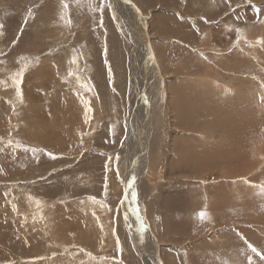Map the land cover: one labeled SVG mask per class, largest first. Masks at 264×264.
Segmentation results:
<instances>
[{"label": "rangeland", "instance_id": "rangeland-1", "mask_svg": "<svg viewBox=\"0 0 264 264\" xmlns=\"http://www.w3.org/2000/svg\"><path fill=\"white\" fill-rule=\"evenodd\" d=\"M104 2L0 0V264H264V0Z\"/></svg>", "mask_w": 264, "mask_h": 264}, {"label": "snow or ice", "instance_id": "snow-or-ice-1", "mask_svg": "<svg viewBox=\"0 0 264 264\" xmlns=\"http://www.w3.org/2000/svg\"><path fill=\"white\" fill-rule=\"evenodd\" d=\"M76 4L79 5V2L80 0H75ZM130 2V0H129ZM61 4H62V7L64 10H67L69 8V4L67 3V0H61ZM107 6L108 8L111 7V5H105V2L104 0H100V5H99V8H96L94 7L91 3H89L88 7L94 11L96 10H99V11H103L104 7ZM137 12H139V9H136ZM259 11V10H258ZM61 18L63 19L64 16L62 14ZM201 19H204L203 17H201ZM68 24H71V19L69 18L67 21H66ZM237 33H238V36L237 38L239 39V30H237ZM257 43H264V41H261V40H258ZM104 54H105V57H107V48H105L104 50ZM201 55L203 56V53H201ZM206 58V57H205ZM38 59V58H37ZM21 60H25V63L23 64V67L20 68L19 71H16L14 73H12L11 75V80H12V83L15 87V91H16V96L18 99H20L22 101V92H21V89H20V84L22 82V78H23V74H24V71L25 69L28 67V61L26 58H21ZM77 62V57H73L72 58V63L75 64ZM105 64L107 65L108 64V60L107 58L105 59ZM69 76H72L73 73L71 71H69L68 73ZM108 76H109V83L111 84L112 82V71H111V68L109 67V71H108ZM260 87L261 88H264V82H262L260 84ZM89 90H91V88H89ZM261 100L264 101V95L261 96ZM83 103L85 104V123H87L89 120H90V116L88 115V113H90L92 111L88 101H83ZM13 110H15V105H13ZM109 132H111V128H109ZM8 136L10 137L7 141H6V146L7 147H11V148H19V147H22V145L19 143V141H16L15 143L13 142V140L11 139V136H12V133L9 132L8 133ZM0 143H4V138L3 137H0ZM25 147V151H31L33 154H35L36 152L40 151L39 149H36V148H27L26 146ZM4 149L3 148H0V151H3ZM49 157L55 159V155L51 152H47L46 153ZM119 159V156L117 155V160ZM105 168L107 170L108 168V165H105ZM0 173H3V169L0 168ZM246 183L248 181H245ZM105 188L107 189V177L105 178ZM261 190L264 191V185H261ZM107 194V192L105 193ZM90 199H92L93 201L96 200L95 197H90ZM37 203H39V201H37ZM101 203V207H105L106 205L103 204V202H100ZM110 210V209H109ZM93 215H95V213H93ZM199 217L201 220L205 219L206 218V212L204 211H201L200 213H198ZM97 223L99 224L100 221H99V218L97 217ZM100 227H101V230H103V225L100 224ZM113 234H115V229L113 228ZM249 248H251V250L253 252H255L258 256L261 257V260H264V251H261V250H257L255 247H253L252 245H248ZM116 248H117V251H121L120 249V245H119V241L117 240V244H116ZM83 251V250H81ZM89 255H91L89 253ZM250 259V258H249ZM122 264V262H121Z\"/></svg>", "mask_w": 264, "mask_h": 264}, {"label": "bare ground", "instance_id": "bare-ground-1", "mask_svg": "<svg viewBox=\"0 0 264 264\" xmlns=\"http://www.w3.org/2000/svg\"><path fill=\"white\" fill-rule=\"evenodd\" d=\"M127 3V2H126ZM128 4V3H127ZM122 5V4H121ZM112 8H114V6L112 7ZM158 9V8H157ZM127 10V9H126ZM165 10V9H164ZM166 11V10H165ZM115 12V11H114ZM132 13V12H131ZM131 13H130V15H131ZM166 13V12H165ZM113 14V13H112ZM128 14V13H127ZM117 16V15H116ZM147 16V15H146ZM128 17V16H127ZM133 17V16H132ZM159 17V16H158ZM164 19V18H163ZM168 19V18H167ZM166 21V20H165ZM124 22V21H123ZM160 22H162V21H160ZM122 23V22H121ZM131 23H132V21H131ZM168 23V22H167ZM119 24H120V21H119ZM122 25V24H121ZM136 25H137V23H136ZM147 26V25H146ZM145 26V27H146ZM144 27V28H145ZM136 28V27H135ZM142 28V27H141ZM134 29V28H133ZM135 30H137V29H135ZM134 30V31H135ZM143 31V30H142ZM148 31V30H147ZM137 32V31H136ZM141 32V31H140ZM261 33V32H260ZM152 36V35H151ZM144 37V36H143ZM162 38V37H161ZM260 38V37H259ZM141 40V39H140ZM143 40V39H142ZM258 40V39H257ZM256 40V41H257ZM263 40V39H262ZM145 41V40H144ZM144 41H142V44H143V42ZM240 41V40H239ZM146 42V41H145ZM144 42V43H145ZM241 42V41H240ZM244 43V42H243ZM247 43V42H246ZM255 43V42H254ZM242 44V43H241ZM237 45V44H236ZM257 45H259V43H257ZM260 45H262V44H260ZM259 45V46H260ZM143 46V45H142ZM146 46V45H145ZM254 46H256L255 44H254ZM153 47V46H152ZM241 46H239V48H240ZM144 48V47H143ZM149 48V47H148ZM261 49H263L262 47H260ZM150 49V48H149ZM146 50V49H145ZM153 50H154V48H153ZM241 50H243L242 48H241ZM207 51V50H206ZM245 51V50H244ZM244 51H242L241 53L243 54V52ZM148 52V51H147ZM151 52V51H150ZM153 52H155V51H153ZM201 52V51H200ZM217 52V51H216ZM253 52V51H252ZM223 53V52H222ZM146 54V53H145ZM263 55V54H262ZM243 56H244V54H243ZM141 57V56H140ZM259 57V56H258ZM262 58V57H261ZM151 59V58H150ZM155 59V58H154ZM156 59H157V57H156ZM159 59V58H158ZM253 60V59H252ZM261 61V60H260ZM259 61V62H260ZM164 62V61H163ZM262 62H264V60L262 61ZM157 64V63H156ZM161 64V63H160ZM264 64V63H263ZM245 65V64H244ZM135 66H136V64H135ZM138 67V66H137ZM157 67V66H156ZM52 70V69H51ZM164 70V69H163ZM135 71H136V68H135ZM158 71V70H157ZM159 73V72H158ZM231 73V72H230ZM232 73H234L233 71H232ZM257 73V72H256ZM160 74V73H159ZM235 74V73H234ZM239 74V73H238ZM262 74V73H261ZM134 75V74H133ZM132 75V76H133ZM248 75V74H247ZM253 75V74H252ZM263 75V74H262ZM142 76V75H141ZM146 76V75H145ZM239 76H240V74H239ZM134 77V76H133ZM205 77V76H204ZM204 77H202V76H200V77H198L197 79H195L194 80V82L195 83H199L200 82V84L202 83V85L204 84L205 85V87H207V86H210V85H212L213 87H215L216 89H218V90H220V91H223V92H227V91H229V89H228V87H227V85L226 84H224V80L222 81V83L221 82H218V81H215V80H211V79H208L207 77V79H205ZM252 78V77H251ZM249 79V78H248ZM156 80H158V79H156ZM230 80V79H229ZM137 81V80H136ZM138 83V82H137ZM158 84V83H157ZM160 84H161V81H160ZM159 84V85H160ZM230 85V84H229ZM160 87V86H159ZM162 88V87H161ZM193 88V87H192ZM230 88V87H229ZM24 89V88H23ZM168 90V89H167ZM23 91V90H22ZM156 92V91H155ZM165 92V91H164ZM261 92V91H260ZM140 95V94H139ZM38 96L40 97V95L38 94ZM158 96V95H157ZM39 97H38V99H39ZM34 98V97H33ZM139 98H141V97H139ZM157 98V97H156ZM48 99V98H47ZM37 100V99H36ZM157 100V99H156ZM36 103V102H35ZM201 104V103H200ZM212 104V103H211ZM210 104V105H211ZM159 105V104H158ZM202 105V104H201ZM205 105H206V103H205ZM207 105H209V103L207 104ZM206 105V106H207ZM210 105L208 106L209 108H212V107H210ZM195 106V105H194ZM194 106H193V109H194ZM203 107H204V105H202ZM198 107V106H197ZM199 107H201V106H199ZM190 108V107H189ZM192 109V108H191ZM190 109V110H191ZM197 110H198V108H197ZM196 110V111H197ZM202 110H203V108H202ZM211 110V109H210ZM205 111H207V109L205 110ZM146 112H147V110H146ZM193 112H194V110H193ZM200 112V111H199ZM37 113V112H36ZM203 112H201V115H205V113H203ZM210 113V112H209ZM40 114V113H39ZM132 114V113H131ZM190 114H192V113H190ZM207 114H208V112H207ZM145 115H146V113H145ZM148 116V115H147ZM158 116H160V115H158ZM195 116V115H194ZM34 117H35V115H34ZM135 117V116H134ZM156 117V116H155ZM196 117V116H195ZM205 117H206V115H205ZM160 118V117H159ZM192 118V117H191ZM201 118V117H200ZM133 119V118H132ZM189 119H190V117H189ZM188 119V120H189ZM196 120L198 119V118H195ZM249 120V119H248ZM252 120V119H251ZM156 122H157V120H155ZM187 121V120H186ZM191 121V120H190ZM130 122V121H129ZM139 122V121H138ZM194 122V121H193ZM198 122H199V120H198ZM252 122V121H251ZM136 123V122H135ZM188 124H189V122H187ZM186 123V124H187ZM197 123V122H196ZM201 123H203V122H201ZM152 124V123H151ZM156 124H158V123H156ZM187 124V125H188ZM248 124H250V123H248ZM35 125V124H34ZM134 125V124H133ZM159 125V124H158ZM185 125V124H184ZM187 125H185V126H187ZM193 125V124H192ZM38 126H40L39 127V129L42 131L43 129H44V127L42 126V125H39L38 124ZM184 126V127H185ZM129 127H130V125H129ZM193 127V126H192ZM192 127H191V129H192ZM33 128V127H32ZM135 128V127H134ZM194 128H196V125H195V127ZM129 129V128H128ZM152 129V128H151ZM155 130H156V128H154ZM194 130V129H193ZM37 131V130H36ZM129 131V130H128ZM195 131V130H194ZM38 132V131H37ZM135 132H136V130H135ZM44 133H46V132H44ZM40 134H42V133H40ZM128 134V133H127ZM132 135V134H131ZM144 135H145V133H144ZM38 136H39V134H38ZM127 136V135H126ZM135 136V135H134ZM128 137V136H127ZM145 137V136H144ZM38 138V137H37ZM39 138H42L41 136L39 137ZM44 138V137H43ZM48 138V137H47ZM50 139H53V138H50ZM128 139V138H127ZM134 139V138H133ZM137 139V138H136ZM151 139V138H150ZM45 141H49V139H44ZM132 140V139H131ZM137 141V140H136ZM147 141V140H146ZM132 142V141H131ZM42 143H43V141H42ZM47 143V142H46ZM45 143V144H46ZM130 143V142H129ZM147 143V142H146ZM49 144H51V143H49ZM49 144H47V145H49ZM149 144V143H148ZM37 145V144H36ZM130 145H131V143H130ZM132 145H134L135 146V144L133 143ZM137 145V144H136ZM141 145V144H140ZM50 146V145H49ZM141 146H143V145H141ZM51 147H52V145H51ZM131 147V146H130ZM136 147V146H135ZM49 148V147H48ZM132 148V147H131ZM139 149V148H138ZM145 149V148H144ZM148 149V148H147ZM125 150V149H124ZM132 150V149H131ZM152 150V149H151ZM143 151V150H142ZM139 152H141V151H139ZM126 153H128L127 152V150H126ZM128 157V156H127ZM138 166V165H137ZM137 169V168H136ZM142 169H144V167L142 168ZM139 170V169H138ZM137 172V171H136ZM141 172H142V170H141ZM246 172V170L244 171V173ZM136 174V173H135ZM143 175V174H142ZM124 176V175H123ZM133 206V205H132ZM139 227V226H138ZM141 233V232H140ZM146 233V232H145ZM148 236V235H147ZM151 242V241H150ZM150 256V255H149ZM40 263V262H39ZM89 264V263H88Z\"/></svg>", "mask_w": 264, "mask_h": 264}]
</instances>
